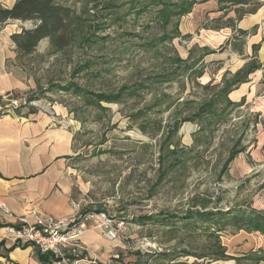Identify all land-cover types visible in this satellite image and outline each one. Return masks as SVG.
Wrapping results in <instances>:
<instances>
[{
  "label": "rangeland",
  "instance_id": "rangeland-1",
  "mask_svg": "<svg viewBox=\"0 0 264 264\" xmlns=\"http://www.w3.org/2000/svg\"><path fill=\"white\" fill-rule=\"evenodd\" d=\"M0 1L9 4V0ZM174 1L56 0L82 18L78 38L62 51L44 39L19 61L35 85L26 96L37 102L35 109L52 111L60 106L77 122L74 165L90 188L85 199L98 202L96 206L112 218H119L115 214L120 210L153 217L160 212L178 215L193 206L225 211L247 208L252 197L264 203V180L260 181L264 170L246 174L238 162L229 167L226 163L233 150H247L256 142L257 124L264 127V117L254 116L245 107H228L221 100V119L213 116L183 123L184 132L168 145L169 150L176 148L181 164L168 169L172 163L168 155L164 166L159 167L161 153L168 154L162 145L168 126L192 116L215 92L213 87H206L207 81L215 86L227 69L225 62L197 65L195 70L205 69L196 79L186 64L173 66L175 57L185 60L191 42L172 39L176 19L162 28L158 17L161 6L156 3ZM23 25V29L33 28L30 22ZM200 56L196 49L194 58ZM166 76L171 77L168 82L162 80ZM149 79L153 81L151 87L142 90L139 97H125L118 104L102 103L108 109L105 111L86 106L74 89H64L76 85L85 94H112ZM141 136L147 141L137 139ZM251 163L248 156L242 162L244 166ZM161 170L164 176L157 183ZM132 225L125 240L117 241L124 245L122 259L111 264H217L208 251L215 240L201 223L196 229L180 222L164 229L153 221L139 230ZM237 232L229 228L219 233L220 241L227 245ZM238 243L233 246L237 254L252 255L256 260L241 259L237 264H264L263 245L253 246L249 254L243 242Z\"/></svg>",
  "mask_w": 264,
  "mask_h": 264
},
{
  "label": "crops",
  "instance_id": "crops-1",
  "mask_svg": "<svg viewBox=\"0 0 264 264\" xmlns=\"http://www.w3.org/2000/svg\"><path fill=\"white\" fill-rule=\"evenodd\" d=\"M16 1L9 0V4L6 5L0 1V6L9 9ZM179 1L175 0L171 4H179ZM258 2L260 7L256 13L245 15L239 21H233V25L227 23V19L236 18L234 8L222 17L223 13L217 11L218 5L215 1L194 5L190 13L173 17L166 27L160 20L159 22L162 28L166 29L176 19L173 30L175 35L172 39L180 37L191 42L185 60L180 57L175 58L182 60L187 68L193 64L192 71L189 72H194L196 79L204 75L205 69L202 67L197 71L194 69L197 65L225 62L223 66L227 69H224L229 72L223 70L222 79L215 86H212L211 80L207 81L206 87H213L215 92L204 102L219 94L225 84L231 83L240 74L242 81L231 87L226 99L234 104L232 107H245L254 116L256 113L262 118L264 117V0ZM22 26L23 23L18 21L0 24V203H4L16 217L28 216L29 211L34 209L48 218H66L74 214L70 201L85 199L90 189L74 165L78 155L75 146L77 122L60 106H54L52 111L46 108L35 111L23 108L10 112L7 109L8 98H26L35 88L31 77L19 64L20 58L23 57H19L11 39L12 35L21 32ZM196 49L201 52V56L197 59L194 58ZM247 66H255L256 69L244 76L243 72ZM197 72H202V75L196 77ZM181 127L178 133L184 132ZM256 128V142L247 150H233L236 155L227 163V167L232 162H238L246 174L264 170V127L257 124ZM137 139L147 141L142 136ZM247 156L252 161L251 166L242 164ZM160 173H163L162 170ZM159 174L157 183L162 181H158ZM263 180L264 174L260 181ZM88 205L84 211L107 212L104 208L96 206L98 202L89 201ZM247 207L264 212V203L259 197L256 199L252 197ZM188 209L201 208L187 207L186 211ZM161 214L170 215L160 212L153 217L141 216L135 214L134 210H120L115 215L127 220L129 225L133 224L132 227L139 230L147 223L146 217L157 218ZM14 224L13 219L0 216V264H43L33 247L19 246L5 230V226H14ZM236 231H238L237 236L231 237L227 245L220 241L223 248L224 246L230 248L225 255L235 260L215 261L217 264H237V261L248 255H239L233 250L239 239L247 247V251H251L255 245L264 246V236L259 233L248 234L244 230ZM254 234L258 238H255ZM123 249L122 243L108 241L98 231H88L80 238L79 246L69 250L67 256L70 261L77 264H111L114 260L122 259ZM252 251L248 253L252 254ZM48 262L50 264V261Z\"/></svg>",
  "mask_w": 264,
  "mask_h": 264
},
{
  "label": "trees",
  "instance_id": "trees-1",
  "mask_svg": "<svg viewBox=\"0 0 264 264\" xmlns=\"http://www.w3.org/2000/svg\"><path fill=\"white\" fill-rule=\"evenodd\" d=\"M208 1H215L217 3V11L223 13L222 17L234 8L233 11L236 18L227 19V23L232 25L233 21H239L245 15L256 13L260 7L258 0H180L179 4L175 5L158 2L156 5L161 6L158 10L159 20L161 21V24L166 27L173 17H180L188 14L194 5ZM13 21H18L20 23L30 22L33 24L32 29L27 30L22 28L20 33L11 36V39L16 46V50L19 53V57H26L32 54L38 43L44 39H48L51 46L58 51H62L70 47L79 36L77 34V29L81 26L80 24L82 22V18L78 16L69 6L59 4L56 0H17L9 9L0 6V24ZM172 60L175 68L184 65L183 61L179 58H174ZM192 68L193 64L192 66L189 65L187 69L192 71ZM254 69H256L255 66H247L243 75H248ZM201 75L202 72L196 73V77H200ZM170 79V76L162 78L164 82H168ZM147 81V83L140 84L135 87L121 88L118 92L112 94L93 92L85 94V92H83V90L76 85H72L70 87L67 86L64 89H74L75 93L83 96L86 106L105 111L108 109L104 108L102 103L118 104L122 102L125 97H139L141 95V91L148 89L153 83L151 79ZM241 81L242 77L239 74L234 81L225 84L219 94L214 95L209 101L200 105L192 116L184 118L183 120L175 121L171 126H168L167 135L162 143V145L164 144L163 147H167L168 154L161 153L160 158L158 159L159 167L164 166L168 155L172 158L170 167H176L181 164L182 160L177 156L175 148L173 150H169L168 145L172 143V138L177 135L182 124L185 122L192 123L195 121H202L206 117L213 116L221 119L223 113L218 111V101L221 99L225 102V106H234L232 102L226 99V95L229 93L232 86H235ZM235 155L236 152L232 151L226 163H229ZM162 176L163 173H160L158 181L162 180ZM146 219L148 221L151 220L157 222L162 226L173 225L180 222L183 226L193 229H196L197 224L201 223L205 233L215 240L214 247L208 248V251H210L213 255L212 262L235 260L225 255V251L220 244L219 233L232 228L235 230L259 233L264 236V212L254 210L250 207L243 208L237 206L225 211L215 207L208 208L207 206H203L201 209H188L181 215L161 214L160 216H157V218L146 217ZM39 258L43 264H48V261H50V257L48 255L39 254ZM243 259L256 260L252 255L245 256Z\"/></svg>",
  "mask_w": 264,
  "mask_h": 264
},
{
  "label": "built area",
  "instance_id": "built-area-1",
  "mask_svg": "<svg viewBox=\"0 0 264 264\" xmlns=\"http://www.w3.org/2000/svg\"><path fill=\"white\" fill-rule=\"evenodd\" d=\"M29 107L37 109L38 104L22 97L7 99L10 112ZM70 206L74 211L72 216L52 219L34 209L28 216L16 217L4 203H0V216L15 221L14 226H5V230L16 244L29 245L38 254L48 255L50 264H77L70 261L67 252L78 247L80 238L88 231H98L104 239L112 242L125 240L129 227L127 220L112 218L105 212L84 211L89 206L85 199L71 200Z\"/></svg>",
  "mask_w": 264,
  "mask_h": 264
},
{
  "label": "bare ground",
  "instance_id": "bare-ground-1",
  "mask_svg": "<svg viewBox=\"0 0 264 264\" xmlns=\"http://www.w3.org/2000/svg\"><path fill=\"white\" fill-rule=\"evenodd\" d=\"M188 133H189V131H188Z\"/></svg>",
  "mask_w": 264,
  "mask_h": 264
}]
</instances>
